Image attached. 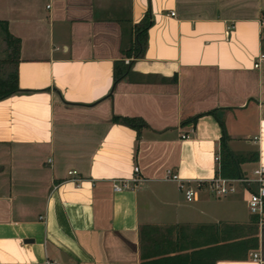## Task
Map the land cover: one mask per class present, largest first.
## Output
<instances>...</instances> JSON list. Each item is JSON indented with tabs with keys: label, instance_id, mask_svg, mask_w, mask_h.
<instances>
[{
	"label": "crops",
	"instance_id": "obj_1",
	"mask_svg": "<svg viewBox=\"0 0 264 264\" xmlns=\"http://www.w3.org/2000/svg\"><path fill=\"white\" fill-rule=\"evenodd\" d=\"M147 9L142 56L124 55ZM263 12L264 0H0L20 41L19 92L0 99V264L193 251L194 264H264V222L242 185L221 197L208 186L215 116L230 150L257 152L243 175L264 164ZM178 180L201 182L192 200Z\"/></svg>",
	"mask_w": 264,
	"mask_h": 264
},
{
	"label": "trees",
	"instance_id": "obj_2",
	"mask_svg": "<svg viewBox=\"0 0 264 264\" xmlns=\"http://www.w3.org/2000/svg\"><path fill=\"white\" fill-rule=\"evenodd\" d=\"M151 22V16L147 9L139 21L132 25V36L124 55H132L134 58L142 56L145 47L146 30L151 25ZM19 44V39L9 33L6 22L0 20V99L19 92L17 85ZM124 67L125 66L121 61L113 62L112 76L114 80L122 74ZM207 113H212L215 116L213 110H210ZM215 118L220 127V135L215 152L217 158L214 176L225 179L240 178L243 176L240 165L244 162L256 161L257 152L235 153L230 150L227 146L228 137L224 125L217 116H215ZM194 119L195 117H192L185 122L193 123ZM112 121L129 126L136 132L141 125L140 119L133 117L113 116ZM149 227L151 226H140V234L141 232L143 233V230L141 231L142 228ZM195 254L196 253L193 251L184 254H174L172 256H160L149 262L151 264H194V261L197 260V258L194 257ZM140 256L143 259L141 254ZM147 263L146 260L140 262V264ZM195 264H198L197 261Z\"/></svg>",
	"mask_w": 264,
	"mask_h": 264
},
{
	"label": "built area",
	"instance_id": "obj_3",
	"mask_svg": "<svg viewBox=\"0 0 264 264\" xmlns=\"http://www.w3.org/2000/svg\"><path fill=\"white\" fill-rule=\"evenodd\" d=\"M259 25L260 27H264V12L260 15ZM256 65L257 64H254V66ZM181 137L184 136L181 135ZM216 158L215 155V160ZM132 170L136 172L137 167L134 166ZM68 175H75V171L69 170ZM164 177L174 180L176 179V174L166 170ZM130 180H135V177L130 178ZM233 182L240 183L243 190L247 193L246 204L248 211L257 217L258 223L264 222V164H257V166L251 170L250 175L245 174L236 179H225L213 176V178L209 180L208 186L214 196L221 197L234 191ZM200 183V181H195L193 185H190L188 182L178 180L177 187L181 191L183 198L186 201H190L195 197ZM125 187H127V182L125 180L116 181L112 184V189L114 191H119ZM41 264L58 263L53 259H44Z\"/></svg>",
	"mask_w": 264,
	"mask_h": 264
},
{
	"label": "rangeland",
	"instance_id": "obj_4",
	"mask_svg": "<svg viewBox=\"0 0 264 264\" xmlns=\"http://www.w3.org/2000/svg\"><path fill=\"white\" fill-rule=\"evenodd\" d=\"M251 168H254V167H252V165L245 166V169L248 170V172H250L252 170ZM50 259H52V258H50Z\"/></svg>",
	"mask_w": 264,
	"mask_h": 264
},
{
	"label": "water",
	"instance_id": "obj_5",
	"mask_svg": "<svg viewBox=\"0 0 264 264\" xmlns=\"http://www.w3.org/2000/svg\"><path fill=\"white\" fill-rule=\"evenodd\" d=\"M24 242H32L31 239H24Z\"/></svg>",
	"mask_w": 264,
	"mask_h": 264
}]
</instances>
